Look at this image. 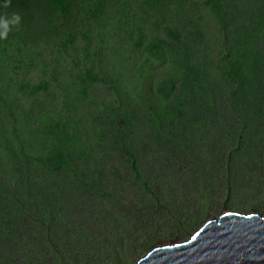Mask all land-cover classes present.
<instances>
[{
	"label": "rangeland",
	"instance_id": "rangeland-1",
	"mask_svg": "<svg viewBox=\"0 0 264 264\" xmlns=\"http://www.w3.org/2000/svg\"><path fill=\"white\" fill-rule=\"evenodd\" d=\"M179 1L172 0L171 7ZM182 1L192 11L193 25L190 26L195 28L190 33H205L198 34L202 37L200 45L196 46L198 53L193 57L198 64H195V75L192 77L197 78L188 82V67L179 66L185 55L183 47L179 48V55L170 51V47H162L159 52H147L146 45L150 38L153 39L150 32L155 25L159 26L155 37L169 39L163 31V23L169 22V19L146 6L141 9L133 6L139 12L147 11V19L143 21L140 34L131 39L128 37L134 32L119 29V17L115 15L117 8H113L106 12L104 19L91 17L87 21L88 16L84 15L86 20L83 25L92 23L94 27L92 38L86 40L91 48L84 47L81 37L75 44H70L75 49L68 48L62 45V35H58L52 38V45L38 60L37 66L31 62L35 67L31 66L30 70L15 67L13 59H20V52L14 51L9 56L10 60L5 59L7 71L1 74L0 88L5 87L1 94L8 102L0 101V204L9 205L0 208V264H50L49 260L58 252L64 254L65 251H62L66 244L75 239L80 240L84 236L92 240L105 238L111 241L112 235H129L132 241L122 249L120 259L113 264H136L153 247L188 240L207 220L226 211L264 214V189L257 192L247 190L248 187L239 188L241 185L248 186L240 179L241 185L231 196L220 193L201 204L193 199V193L190 194L198 169L212 161L217 174L227 164L239 170L242 176L245 174L248 183H254L252 187L258 184L264 187V139L261 142L251 132L247 133L243 142L245 149L241 150L239 158H231L228 163L224 157L221 159L222 153L229 154L235 130L229 128L223 131L224 124L229 122L231 127H235L239 122L235 117L220 121L219 115L226 103L237 104L239 96L247 97L255 93L253 85L259 80L256 75L264 61L261 57L263 50H257L258 43L249 34L243 36L238 31L239 26L247 24L251 17L249 0L220 1L221 16L213 10V0L212 4L208 0ZM187 5L185 9H188ZM238 5L243 8L249 6L244 17L238 12ZM162 7L165 8L164 4ZM24 10L29 12L31 28L37 29L45 23L39 17L42 12L35 4H28ZM121 22L124 24V21ZM107 23L112 31L126 35L127 42L106 35ZM261 35L264 41V33ZM237 36L247 40L249 49L246 52H239L233 44L234 41L238 43ZM213 40V45L208 46ZM114 41L116 45H113ZM43 47L41 44L33 49L38 51ZM27 49L25 53L32 54L31 49ZM169 52L171 55H167ZM0 53L6 55L1 47ZM55 56L61 58L58 67L54 65ZM49 58L48 68L53 70L57 67L60 72L59 84L53 82L44 92L40 90L36 94L19 86L22 80L32 86L39 85L46 78L51 79V73H43ZM24 60L30 63L28 59ZM222 60L226 63L243 62L242 68L249 73L253 84H245L238 92V87L229 86L220 72L225 73L230 65L223 66ZM143 61L146 63L143 64ZM148 63L151 67H146ZM0 65L3 63L0 62ZM91 70L96 73L109 71L113 78L108 84L124 94H118L117 89L111 91L107 84L99 82L80 88L84 99L73 96L72 93L77 92L73 88L84 84ZM262 71L264 75V69ZM93 72L91 74H95ZM19 78L21 81L18 83L16 79ZM169 78L173 84L169 83L166 90L172 87L173 95L169 98L170 94H166L169 99L164 100L157 88L159 83ZM183 88L184 91L181 90ZM114 101L117 105L121 101L129 105L125 121H107ZM196 103L195 107H191ZM210 108L220 110L208 118ZM151 110L154 117L148 115ZM180 110L184 114L177 116L175 113ZM171 115L179 119L184 117L186 125L173 124ZM61 122L66 125L62 129L59 128ZM161 124L165 130L174 128L185 134L190 143L189 150H172L173 146L164 149L162 153L168 156L163 162L152 158L144 148L137 150V155L145 162L144 170L151 169L147 179L149 186L155 190L153 197L159 201L161 210H171L180 200H188L181 206L184 213L182 224L165 223L160 231H155L140 227L138 222H134L136 217H132L135 211L146 209L145 200L148 197L125 162L127 155L121 144H129L134 138L141 140L142 135L151 136L160 145L166 137L172 142L174 135L164 131ZM53 126L58 127L50 131ZM257 148L263 151L262 156L255 151ZM213 151V155L220 158L212 159L210 155ZM61 153L67 159L63 165L57 162L62 161L57 158ZM94 169L100 172L95 176L87 173ZM83 181L86 183L81 185ZM105 187L111 194L103 191ZM198 205L201 206L196 209ZM3 233L7 236L4 237ZM36 248L38 250L34 251ZM2 251H11V255L5 256Z\"/></svg>",
	"mask_w": 264,
	"mask_h": 264
},
{
	"label": "trees",
	"instance_id": "trees-1",
	"mask_svg": "<svg viewBox=\"0 0 264 264\" xmlns=\"http://www.w3.org/2000/svg\"><path fill=\"white\" fill-rule=\"evenodd\" d=\"M14 2L17 1L20 6H22L25 2L24 0H13ZM107 1L108 0H29V3L35 4V7L38 8L42 13L41 15L39 14V17L43 19V22H45L41 27H42V32L40 34L35 35V37L28 36L26 38L19 37L17 39H13V37L7 36V39L0 40V45L4 46V44H15L17 46H20L19 51L20 54L23 52L25 55L21 57L20 59H16V65L15 67L19 70L21 68H25L30 70L31 66L35 67L34 65L31 64L33 62L35 65L38 63V60L42 58V56L45 54L46 49L42 48L36 52H33L31 49V53H25L26 50H28V47L31 46H38L40 45V39L48 33V31H52L54 25L56 22H59V29L57 31L58 34L62 35L63 37V42L62 45L68 47L70 44H75L77 39L79 37L82 38V41H86L92 38V30L94 27H92V23H87V25H83L86 19L84 17H81V12L84 11L86 15H88L87 21L91 18H100L104 19L103 17L106 15L105 8L107 6ZM212 4V0H208ZM264 0H259L261 4H253L249 0V6L247 8H243L241 5H238V12L242 14L244 17L245 12L247 11L248 7L252 10V13L250 14L251 17L248 19V23H243L242 26H239L238 31L241 35H250L254 41L258 43L257 50L261 51L263 50L264 52V41L263 37L261 34L264 33V3L262 2ZM220 0H213V7L214 11L217 16H221L222 12L220 11V5H219ZM258 2V3H259ZM116 3V1L112 2ZM116 5V4H115ZM121 5V9L123 10L122 13L125 14L127 19H132L130 16L129 12H132L134 9V5L138 7H150V9H154V6L150 3V0H119L118 6ZM128 8H127V7ZM76 9V10H75ZM131 9V10H128ZM147 11H141L140 16L145 14ZM22 18L25 20V22H21L19 29H22L24 26L31 28L30 24L28 23L29 19V12L24 10L22 12ZM77 19V22H76ZM80 26V27H78ZM142 29V25L136 26V29L132 32H140ZM15 30V29H13ZM106 31L110 32V25L107 23L106 24ZM228 35L230 34L227 32ZM183 34V35H181ZM12 35V33H11ZM169 39H157L155 38L154 40H149L148 45L146 46L149 53L150 52H159L162 51V47H170V51H174V54H178L181 47H183L184 54L186 52L187 57L184 55V59L181 62L179 66L180 67H188V75L189 78L187 80H193L197 77H192L195 75L194 69L196 67L195 64H198L197 62L192 63L189 61V59H192V42L190 40H185L183 42V39L189 37L188 32L185 31L184 27L183 28H176L174 31L170 30L168 32ZM130 38V37H128ZM238 43L234 41V45L239 49V52L245 50V52L249 49L247 45V40H245L241 36L235 37ZM131 39V38H130ZM124 42H127L126 38L124 39ZM253 43L252 41H250ZM175 44V45H174ZM85 47V44H83ZM178 48H176V47ZM72 49H75V46H70ZM69 48V47H68ZM257 51L258 54H260ZM177 52V53H176ZM5 53L7 54V51L5 50ZM170 53V52H169ZM167 55H171L170 54ZM34 55V56H33ZM173 55V54H172ZM179 55V54H178ZM264 59V54L261 56ZM30 61L28 63L26 60ZM61 58L59 56H55V61L54 65L59 66L61 63L59 62ZM93 59L90 58V61ZM223 61V60H222ZM146 63V61H143ZM48 65L47 68L44 67L43 73H51L53 76L51 79L47 80L48 78L44 79L39 85H30V82H26L25 80H22L20 83V87L24 89H30L33 94H36V91L42 90L43 92L45 89H47L53 82L55 83H60L59 79V74L60 72L57 71V67L53 70L51 68L49 69L50 65V58L47 61ZM225 64H229L230 67L229 69L223 73L221 71L220 73L225 76L226 82H228L229 86H236L235 88L238 87L237 92L241 91L242 86H246L245 84H253V80H251L248 76L249 73H246L244 67V63L240 61H234V62H224L223 61V66ZM259 67L258 74L256 76H259V80L257 81L256 84L253 85L255 89V93L251 96L243 97L239 96L238 98V103L237 104H227L226 107L223 108L222 112L219 115V120L220 121H226L231 119V117H235L239 125L235 127H231L229 125V122L224 124V129L223 131L229 129V128H234V133L233 136L231 137V149L229 151V154L226 152V155L223 153L221 154V159L224 157L226 159V162L228 163L231 158L233 159H238L239 154L242 149H245L243 146V142L245 138L247 137V133L250 134V132L254 135L255 138H259L261 142H263L262 139H264V75L262 69H264V61ZM100 65V64H99ZM37 66V65H36ZM6 65H0V77L1 74L6 72L5 70ZM146 67H151V65L148 63ZM262 71V72H261ZM91 73L93 72L92 70L90 71ZM89 73V77L86 76V83L85 81L83 82L84 84L78 85L77 88H79L78 93L82 94L83 90H80L81 87H86L87 85L89 86L92 83H99V82H104L107 84L108 89L110 88L112 90L117 89V93L123 95V91L120 90L119 88L114 87L112 84H108L109 81L113 78V76L110 75L109 71H97L93 72L95 74ZM255 76V79H256ZM188 76L186 77V79ZM118 79V78H117ZM171 78H169L167 81L163 83H159V95L160 98L167 100L169 98H172L171 95H173L171 92L173 91V88L171 87L168 91L166 90V86L170 83ZM16 81L19 83L21 79H16ZM255 83V82H254ZM87 84V85H86ZM173 84V83H170ZM14 85V83H13ZM238 85V86H237ZM5 88V87H4ZM4 88H0V101L1 103L3 102H8L7 99L5 101L4 97L2 96V91ZM184 91V88L181 89ZM254 90V89H253ZM30 91V92H31ZM233 91V90H232ZM231 91V92H232ZM46 93V92H45ZM31 94V93H30ZM116 94V95H118ZM166 94H170L169 98L167 97ZM115 95V96H116ZM184 95V94H183ZM182 95V96H183ZM229 95H232L229 94ZM190 98L191 96L188 95ZM177 97V96H176ZM213 97V94H212ZM127 99V98H125ZM178 100L180 98L177 97ZM214 99V98H213ZM174 100V99H173ZM217 100V99H214ZM115 102V101H114ZM185 105V100L183 101ZM116 104V105H115ZM113 106L110 107L111 115L108 116L107 121H111L112 123L118 121L121 119L122 121H125V117L129 114V105L127 102L125 103H119L117 105V102H115ZM194 105V106H193ZM191 107H195L197 105L193 104ZM199 105V103H198ZM173 106V105H172ZM155 106H153V109ZM152 110L148 113V115L151 114V116L154 114ZM220 109L216 108H210L208 118H211V115L215 114L218 112ZM177 116L183 115L184 112L182 110L177 111L175 113ZM172 116V122L173 124H182L186 125L185 118L179 119L177 116ZM154 117V116H152ZM160 118H157V121H159ZM208 121V120H207ZM215 121H213L214 123ZM59 123V122H58ZM51 126V125H50ZM66 125L61 122L59 128L61 129L65 127ZM58 127V126H56ZM56 127H51L49 130L56 128ZM161 127L164 128V131H167L174 136L172 138H175L172 142L171 140L166 137V140H163V143L160 145L159 143L155 142L154 139H152L151 136H145L142 135L141 140H135L132 139L129 144H121L120 141H118V144H121L123 146V150L125 152V155H127V160L125 161L128 166L131 168L133 171L135 177L137 178V181L139 182L140 185H142L143 188V193L148 197L145 200L146 209H142L140 211H135V215L132 217H136V220L134 222H138L140 227H145L146 229H154L155 231H160L164 226L165 223H180L182 224L184 220L182 221L184 217V213H182L183 207L182 204L184 201L188 200L186 198L185 200H180L178 205L174 206L173 209H165L161 210V205L157 199L153 197V194L155 193V190H152V186H149V180L147 179L150 176V171L151 169L147 168L145 171L144 170V165L145 162H143L141 159H139L137 155V150L145 149V152H148V154H151L152 158H155L158 160V162H163L167 158L166 154L162 153V150L164 149H169L171 146L172 150L174 149H180L181 152H187L189 150V144L186 135L183 134L182 132L174 130V128H166L161 124ZM2 128H0L1 130ZM158 135L162 137V133L157 129ZM222 131V132H223ZM162 134V135H161ZM165 136V135H164ZM1 138V137H0ZM145 138V139H144ZM171 138V139H172ZM188 138V137H187ZM115 144V142H113ZM242 143V145H241ZM117 144V143H116ZM117 144V145H118ZM157 145V146H156ZM155 148L156 150L154 151ZM256 152H260L259 154H263V151L255 149ZM253 151V152H255ZM214 151L210 155L212 159H217L220 158V156L213 155ZM213 155V156H212ZM60 160L62 161H57L60 165H63L67 159H65L64 156L57 155ZM158 156H161L157 158ZM262 156V155H261ZM222 161V160H221ZM155 164V163H154ZM215 162H209L207 165L201 167L198 169V176L197 179L194 181L193 184H191V189L193 191H190V194H194V198L196 200H199L201 204H204L205 201H208L209 199H213L216 197V195H219L220 193H226V195L231 196V193L233 191H236V189L241 185L239 183V179L242 180L246 185H241L239 188H247V190H255V191H260L259 189H264V187H261L259 184L256 185L257 183L255 182V187H252V184L254 183H248L245 174L242 176V174L234 168H230L229 165L225 164V167L223 170H220L219 173L217 174L218 171H215V168L213 165ZM100 170H92L90 172H87L89 175L95 176ZM27 175V174H25ZM238 175V177H237ZM239 175H241V178H239ZM199 179V180H198ZM198 180V181H197ZM251 182V181H249ZM86 183L83 181L81 183L84 184ZM88 186L89 183L87 184ZM103 191L107 192L108 194H111V191L105 187ZM205 200V201H204ZM9 204H7L8 206ZM6 206V203H1L0 208L4 209ZM6 206V207H7ZM198 205L196 206V209L199 208ZM181 208V209H180ZM1 211V210H0ZM2 212V211H1ZM133 222V223H134ZM5 233V232H4ZM3 233V236H7ZM11 234V233H10ZM113 238H111V241L105 238H97L96 240H92L91 238H87L82 236L80 240L75 239L72 243L66 244L65 249L62 251L65 253L60 254L59 252L56 254V256L52 257L48 263L50 264H113L116 261L120 259L121 256V251L122 249L131 244L132 241H130L131 236L126 235V236H119V235H112ZM1 238V236H0ZM116 238V239H115ZM21 242V241H19ZM19 243L18 245H20ZM38 248H36L34 251H37ZM1 251V250H0ZM2 253L5 256H10L11 251H2ZM12 262V261H11Z\"/></svg>",
	"mask_w": 264,
	"mask_h": 264
},
{
	"label": "water",
	"instance_id": "water-1",
	"mask_svg": "<svg viewBox=\"0 0 264 264\" xmlns=\"http://www.w3.org/2000/svg\"><path fill=\"white\" fill-rule=\"evenodd\" d=\"M136 264H264V214L226 211L188 240L153 247Z\"/></svg>",
	"mask_w": 264,
	"mask_h": 264
},
{
	"label": "clouds",
	"instance_id": "clouds-1",
	"mask_svg": "<svg viewBox=\"0 0 264 264\" xmlns=\"http://www.w3.org/2000/svg\"><path fill=\"white\" fill-rule=\"evenodd\" d=\"M114 1H116V3H112ZM220 1H222V0H220ZM250 1L256 5L261 4V2H259V0H250ZM24 2L25 3L22 6H20L17 1L14 2L13 0H0V40L7 39L8 34H9V36L13 37V39H17L19 37L26 38V37L32 36V35L35 37V35L40 34L42 32L41 26L37 29L28 28L26 26H24L22 29H19L21 22L22 23L25 22V20L22 18V12L28 6V4H30L29 0H24ZM118 2H119V0H108L105 11L107 12L110 9L117 8ZM262 2L264 3V1H262ZM150 3L154 6V9L152 8V10L154 12L158 13L159 16H162V17L169 19V22L163 23V27H165L163 29V31H164L166 36H168V32L170 30L174 31L177 27L178 28L184 27L185 31L188 32L189 37L183 39V42L185 40L193 41L192 46H191L193 49V52H192L193 54H192V59H189V61L192 62V60H193L194 63L197 62L193 59V57L198 53L196 46L200 45L201 37L205 33H196V32L193 33V31H192V33H190V31L192 29L194 30V28H195L194 26H190V25H193V21L191 20L192 11H191L190 7L182 0H180L175 7H171V4H173L172 0H150ZM163 4H164L165 8L162 7ZM185 5L188 6V9H185ZM120 6H118L117 13H115V15H117V17H119L118 24L121 25L119 27L120 30H125V31L128 30V31L132 32L136 29V26H139V25L143 26V21L145 19H147V16H145V14L142 15V17H139L141 11L139 12L138 9L134 8L132 10V12H129L132 19H130V18L127 19L125 14L122 13L123 10L121 8H119ZM136 7L141 9V7H138V6H136ZM212 7H213V5H212ZM128 10H131V9H128ZM85 14L86 13L84 11H82L80 16L84 17ZM121 20L124 21V24H122ZM158 28H159V26H157V25H155L154 28H152V31L150 33L152 34L153 39L150 38V40H154L156 38L155 36H156V32L158 31ZM13 29H15V30H13ZM58 29H59V22H56L52 31H48V33L45 34L40 39V45L31 46L28 48L32 49L33 52H36L33 49V47H39V46H41V44H43L44 45L43 48L47 49L50 45H52V38L60 35L57 33ZM113 30H115V25H113ZM11 33H12V35H11ZM145 33H148V32H145ZM139 34H140V32H134L130 38L136 37ZM198 34H202V35H198ZM106 35L115 36L116 39H119L121 41H124L125 36H126L122 33L117 34L116 32L112 31V29L110 32L106 31ZM181 35H183V34H181ZM43 40H45V43H42ZM213 42H214V40L212 42H210L208 44V46H212ZM83 44H85V47L91 48L90 44H87L86 41ZM113 45H116L115 41H114ZM0 47L4 50V52H5V50L7 51V54L5 56L0 53V62L5 64V65H7V63H5V59L10 60L9 56L14 54V51H16L18 53L20 52L19 51L20 46H17L14 43L13 44L9 43L7 45L4 44V46L0 45ZM147 52H149L148 49H147ZM97 53H98V51L95 52V56L97 55ZM24 55L25 54L23 52L20 54L21 57H23ZM185 56L187 57L186 52H185ZM90 58L93 59L92 49H91ZM13 60H15V63H16L17 60L16 59H13ZM99 64H100V62H99ZM87 87H91V86L87 85ZM73 89L77 91L76 93H72L73 96H75V97L79 96L81 99H84V97L81 94H78V88L77 87H74ZM73 101L74 100L72 99V102Z\"/></svg>",
	"mask_w": 264,
	"mask_h": 264
}]
</instances>
